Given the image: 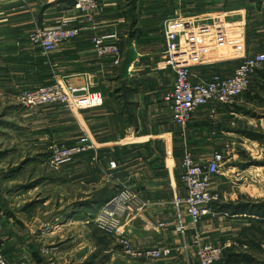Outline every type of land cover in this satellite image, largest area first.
Here are the masks:
<instances>
[{
	"label": "crops",
	"instance_id": "1",
	"mask_svg": "<svg viewBox=\"0 0 264 264\" xmlns=\"http://www.w3.org/2000/svg\"><path fill=\"white\" fill-rule=\"evenodd\" d=\"M103 3L105 10L96 18L97 33L117 36L123 54L119 65L110 56H98L92 45L95 31L87 27L80 37L50 55L30 43L32 31L56 24L72 8L73 0H0V249L10 264H66L58 258L68 255L73 258L67 264H93L89 257L98 246L102 249L95 240L85 251L80 244L66 250L46 245L44 238L55 232L49 230L54 224L56 228L70 223L84 227L121 186H127L138 194L142 205L122 228L134 247L173 248L170 256L153 264H199L195 248L178 249L181 235L174 222L173 200L187 193L180 179L184 151L189 149L201 163L214 152L242 150L248 140L262 142L244 130L264 133V114L256 110L264 109V104L255 102L258 94L248 93L252 103L218 105L215 116L210 115L212 105L203 106L185 128L178 126L164 101L174 83V72L166 65L165 31L179 30L188 39L186 53L194 80L207 82L214 74L230 76L246 56L264 53V29L255 28L257 19L264 17V0L253 21L250 10L232 0ZM219 24L225 28L224 38L206 43V50L201 51L194 43L198 30ZM61 78L75 87L101 92L103 103L83 110L19 105L21 89ZM263 87L264 68L252 75L249 88L264 94ZM85 135L95 150L59 169L41 161L53 145H71ZM112 161L116 169L110 167ZM251 166H233L229 171L240 175L237 169L244 172ZM222 175L217 184H223ZM50 186L55 204L52 193L48 197ZM219 194L220 200L212 203L214 214L205 216L197 231L204 241L225 245L235 241L243 228L234 224L238 215L224 208L239 197ZM54 205L56 214H50ZM184 218L188 222L187 214ZM160 222L170 224L160 228ZM194 234L195 230L188 231V242ZM103 250L108 254L107 264L141 261L128 260L115 241Z\"/></svg>",
	"mask_w": 264,
	"mask_h": 264
},
{
	"label": "built area",
	"instance_id": "2",
	"mask_svg": "<svg viewBox=\"0 0 264 264\" xmlns=\"http://www.w3.org/2000/svg\"><path fill=\"white\" fill-rule=\"evenodd\" d=\"M103 1L73 0L72 8L67 14L60 16L56 24L36 27L29 36L30 43L50 55L65 42L80 37L87 27L95 31L92 45L98 56H110L113 64L119 65L123 54L117 36L97 33L96 18L105 10ZM225 34V28L221 24L214 27L202 26L194 43L204 51L206 43L215 42L216 39L222 40ZM110 39L114 41H109ZM165 44L166 65L174 72V83L173 88L165 94L164 101L170 107L174 122L182 128L192 121L196 111L203 106L212 105L210 115L215 116L218 105H232L237 102L249 89L252 75L264 67V53H257L246 56L230 76L214 74L207 82L196 81L191 76V62L187 59L188 39L182 37L179 30H166ZM17 100L19 105L29 109L60 104L66 109L83 110L101 105L103 95L85 87H75L61 78L48 85L23 88L18 93ZM95 149V144L88 136H81L71 145H53L47 163L51 168L59 169L72 163L77 156ZM229 153L214 152L205 162L200 163L194 159L189 149L184 151L180 179L187 193L185 196H176L173 200L177 212L174 222L181 235L178 249L188 252L190 248H195L199 264H219L224 257L225 249L237 245L233 240L225 245L206 242L197 231L203 218L214 214L212 203L220 200V194L215 191V183L223 174L221 169L228 161ZM110 167L116 169V162L112 161ZM140 203L134 190L121 186L95 216L86 220V223L93 224L109 234L119 233L125 226H120L121 221L127 222L135 211L142 207ZM185 214L188 216V222L185 221ZM169 224L160 222L158 226L167 228ZM190 230H195V234L191 242H188L187 233ZM122 233L123 231L117 234V238L123 253L128 257L158 261L172 254L171 247L137 249L132 239ZM0 264H10L1 249Z\"/></svg>",
	"mask_w": 264,
	"mask_h": 264
},
{
	"label": "rangeland",
	"instance_id": "3",
	"mask_svg": "<svg viewBox=\"0 0 264 264\" xmlns=\"http://www.w3.org/2000/svg\"><path fill=\"white\" fill-rule=\"evenodd\" d=\"M232 1H233L234 5H236V6L244 4L247 7V9L250 10V12H249L250 21L255 20L256 16L254 15V13H255L254 6L245 4L246 0H232ZM233 3H232V5H233ZM196 5L200 6L199 4H196ZM260 17L257 19V22L255 24V26H256L255 28L256 29L260 28L259 30H263L264 29L263 28L264 17H262V16H260ZM253 23H251L250 25H254ZM261 92H262V90H260L259 93L255 92V90L250 91V88H249V90H247L245 92V94H243L238 99V101H244V102L252 103L250 95L252 96V94H258L260 97L255 99V102H257V103L259 102L261 104H264V94ZM51 105H59V106L65 108L64 106H62L60 104H50V105H46V106H51ZM42 107H45V106H42ZM256 110H257V112L264 114V109H256ZM246 142H249V143H246L247 147L243 148L242 150L241 149L228 150V152H230L229 153L230 155L228 156V158L231 159V161H227L222 166L221 170L226 175H222V178H221L223 180L222 185H220L219 183L215 184V191L218 193L222 192L225 194V196H228L231 193H236L237 197H239V198L235 199L234 202L242 203V204L246 203V204L252 205L256 202L264 201V165H263L264 164V143H262V142L251 143L252 141L250 142V140H248ZM234 155H235V157H237L236 159L235 158L233 159ZM47 158L45 159L44 157H42L41 161H43V163L45 165L49 166L47 163ZM254 162H260V164H253ZM233 166H237L239 169H242L243 166L244 167L245 166H251V167L248 171H244V172L237 169V172H240L241 174L235 175L233 173V170L229 171L230 169H233L232 168ZM245 172H247V174ZM227 175H229L231 178H233V182H230L229 179H227V177H226ZM52 191H53V189L50 186L49 192H48L50 195H48V197L51 198V193H52V198H53L52 202H54V204H55L56 195ZM101 207H100V209H101ZM49 211H50V214H56L55 205L52 206L51 208H49ZM97 213L98 212H96V214ZM242 216L243 215L240 214V215H238V217H235L237 220H236V223H234V224H236L238 227L240 226V228L241 229L243 228V229L240 231V233H238L237 238L234 239L236 241L237 245L233 246L236 249L235 252L240 253L241 256H240V258H238L234 262L229 261L228 259H227L228 260V262H227V260L225 258L224 263H222V264H261L260 261H255V262L249 261V259H247L248 254L256 257L257 260H264V234H261L259 232V230H257L258 226H259V228H264V224H262V223L261 224H255L254 222L250 224L249 221H247ZM53 217H55V216H53ZM125 224H126V222L124 220H122L120 226H123ZM54 225L55 226H50L49 230L52 229V231H55V232L49 233L47 238H44V242L46 245L63 247L66 250L68 248H71L74 245L77 246L80 244L81 247H85V251H88L89 248H88L87 244L89 242L92 243L93 242L92 240H95L97 243V238L99 240V236L102 235V236H105V239L103 242L104 244H108L110 241H115L121 247V245L118 242L117 234L118 235L121 234L122 229L119 230V233L117 232L115 234H109V233L105 232L104 230L97 228L96 226L95 227L97 229H95V227L92 226L93 224L92 225L91 224H87V225L85 224V226L82 227V225H78V224L76 225V223H73V224L70 223V225H66V227L64 226V227H60V228H56L57 225L56 224H54ZM58 225H60V224H58ZM243 230H244L245 234L243 233ZM122 234H125V232H123ZM249 236L253 238V239H251L250 242H249V238H250ZM254 239L257 240V243H256L257 246L254 245V242H256ZM258 246H261V248ZM81 251H82V249H81ZM73 254H75V253H73ZM107 255L108 254L105 253V251L103 250V247H102V249H99V246H98L97 251L94 252L89 257L90 262L93 264H107L106 263V260L108 258ZM72 256L73 255H68V257H65V258L63 257L62 259L58 258V260L61 262L66 261V264H67L68 262L72 261V258H73ZM140 259H141V261L138 264H153L150 260L145 259V258H132L130 256L128 257V260H130V261H137ZM54 261H55V259H54Z\"/></svg>",
	"mask_w": 264,
	"mask_h": 264
},
{
	"label": "trees",
	"instance_id": "4",
	"mask_svg": "<svg viewBox=\"0 0 264 264\" xmlns=\"http://www.w3.org/2000/svg\"><path fill=\"white\" fill-rule=\"evenodd\" d=\"M245 2V1H244ZM250 4L252 3L254 6L255 10H260L261 6L263 4V0H246L245 4ZM242 6H245L244 4H242ZM255 95V94H254ZM253 97V96H252ZM246 131V134L256 140H260L262 142H264V133L260 132V131H253V130H244ZM86 154V153H85ZM253 164H260V162H254ZM262 165V164H261ZM264 165V164H263ZM225 209L230 210V214L232 215H240L242 214L247 221H249V223H255V224H264V201L261 202H256L252 205L250 204H242V203H231L228 204L226 206H224ZM97 229V228H95ZM257 230H259V232L261 234H264V228H259V226L257 227ZM95 233V232H94ZM243 233L245 234L244 230ZM101 235V234H100ZM250 237V236H249ZM104 239L105 236H99V240L97 238V243L100 244L102 247L106 246L107 244H104ZM251 239H253L252 237L249 238V242L251 241ZM255 240V239H254ZM256 242H254V245H256L257 240H255ZM257 246V245H256ZM261 248V246H258ZM235 247H229L227 248L224 253H225V257L226 260L228 259L229 261H236L238 258H240V253H236L235 252ZM227 256V257H226ZM243 257V256H242ZM249 261L251 262H255V261H260L261 264H264V260H257L256 257L248 254V258ZM227 260V262H228ZM224 263V260L222 259L221 264Z\"/></svg>",
	"mask_w": 264,
	"mask_h": 264
}]
</instances>
